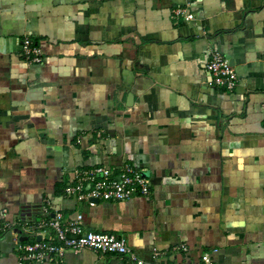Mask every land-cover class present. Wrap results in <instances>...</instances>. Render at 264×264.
<instances>
[{
	"label": "crops",
	"instance_id": "1",
	"mask_svg": "<svg viewBox=\"0 0 264 264\" xmlns=\"http://www.w3.org/2000/svg\"><path fill=\"white\" fill-rule=\"evenodd\" d=\"M214 50L232 91L207 70ZM127 163L149 195L66 196L76 168ZM47 201L147 261L264 264V0H0V264H22L35 237L17 229ZM41 264L135 263L86 248Z\"/></svg>",
	"mask_w": 264,
	"mask_h": 264
},
{
	"label": "built area",
	"instance_id": "2",
	"mask_svg": "<svg viewBox=\"0 0 264 264\" xmlns=\"http://www.w3.org/2000/svg\"><path fill=\"white\" fill-rule=\"evenodd\" d=\"M183 12L182 8L176 9L177 14ZM188 17L193 15L188 14ZM20 50L22 56L32 63H41L44 59L41 47L30 36H24L20 40ZM206 67L216 85L229 91L238 85L237 71L221 51L212 52ZM64 191L68 197L95 205V200L128 201L136 195H149L151 183L145 172L133 164L127 163L120 168L92 166L76 168ZM43 212L44 215L37 221L18 227L20 232L35 237L32 242L19 241L22 264L62 260L68 251L79 252L86 248L102 254L126 256L135 264H165L161 261L162 253L159 251H154L151 261L139 257L124 235L87 230L83 224L82 213L66 217L63 211L52 212L49 201L44 203ZM11 227L10 222L0 219V234ZM42 231H47L48 234L42 235ZM217 251L218 249H213V252ZM201 264H215L210 252L203 254Z\"/></svg>",
	"mask_w": 264,
	"mask_h": 264
},
{
	"label": "water",
	"instance_id": "3",
	"mask_svg": "<svg viewBox=\"0 0 264 264\" xmlns=\"http://www.w3.org/2000/svg\"><path fill=\"white\" fill-rule=\"evenodd\" d=\"M146 174V173H145ZM96 202H99L98 200H95ZM18 230V229H17ZM18 232H20L19 230H18ZM38 239H40V237H38Z\"/></svg>",
	"mask_w": 264,
	"mask_h": 264
}]
</instances>
